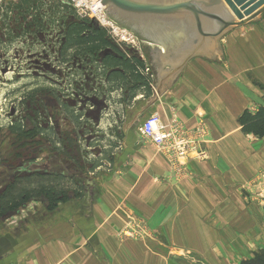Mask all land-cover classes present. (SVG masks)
I'll return each instance as SVG.
<instances>
[{
	"label": "crops",
	"instance_id": "crops-1",
	"mask_svg": "<svg viewBox=\"0 0 264 264\" xmlns=\"http://www.w3.org/2000/svg\"><path fill=\"white\" fill-rule=\"evenodd\" d=\"M263 19L264 10L235 26L239 30H228L213 57L187 60L169 84H161V93L147 62L138 69L149 76V90L134 80L128 63L58 61L61 42L46 41L49 35L60 39V30L44 33L41 66L68 82L71 94L61 99L76 103L86 120V131L74 129L65 111L57 110L79 138L86 189L70 206L60 204L50 221L44 209L40 217L48 221L37 227L17 225L12 217L0 222V264H189L195 253L223 264L264 248V206L258 202L264 190L250 185L264 174V138L244 134L239 124L245 109L264 107V90L253 82L264 87ZM103 54L118 56L113 50ZM150 112L164 123L175 116L190 138L202 123L205 135L196 147L204 155L190 151L174 159L143 139L137 127ZM23 210L33 215L30 204ZM126 227L137 235H123ZM226 247L236 249L227 253Z\"/></svg>",
	"mask_w": 264,
	"mask_h": 264
},
{
	"label": "trees",
	"instance_id": "trees-1",
	"mask_svg": "<svg viewBox=\"0 0 264 264\" xmlns=\"http://www.w3.org/2000/svg\"><path fill=\"white\" fill-rule=\"evenodd\" d=\"M48 1L17 0L0 10V20L3 21L0 23V29H3L0 33V48H4V38L10 41H31L33 45L39 34L47 33L50 29L60 30V39L56 35L54 38V42H61L57 47L59 52L55 50L56 55L60 56L58 61L68 63L76 59L77 62L82 60L84 64L88 61L89 65L96 67H105L113 62L124 66L128 63L134 80L149 90V76L141 74L138 69L143 68V60L136 57L133 51L127 49V53L131 52L127 56L126 52L118 49L117 44L110 40L103 28L88 19L80 18L70 4L57 0ZM42 8H46L45 12L41 11ZM27 13L29 15L26 16ZM21 16L25 23L24 28L20 31L12 30L11 19L18 23ZM44 43L38 45L43 47ZM35 47L26 45L25 49L32 50ZM104 50H113L118 56L103 54ZM38 71H41L38 74L41 78H37L35 88L23 94L22 112L5 127H0V132H7L11 140L7 156H2L0 149V164L9 168L8 174L0 182V222L14 216L19 209L33 201L44 202L47 211H55L60 204H67L71 199L80 197L86 189L83 180L76 178L86 172V166L81 165L76 155L79 140L76 130L63 133L53 112L63 109L74 129L86 131L84 113L76 103L72 105L71 102L61 99L70 93L64 94L66 92L63 91L62 82H58V74L42 66ZM43 74L47 75L44 77ZM39 93L43 94L37 101L36 95ZM239 124L244 134L264 138V107L245 109L239 117ZM26 157L30 161L13 164L14 158ZM36 158H41L43 163L35 164ZM51 166H64L74 170L75 173L69 179L77 187L56 186V180L66 176ZM239 264H264V249L254 252L251 258L244 259Z\"/></svg>",
	"mask_w": 264,
	"mask_h": 264
},
{
	"label": "water",
	"instance_id": "water-1",
	"mask_svg": "<svg viewBox=\"0 0 264 264\" xmlns=\"http://www.w3.org/2000/svg\"><path fill=\"white\" fill-rule=\"evenodd\" d=\"M93 1H99V10H105L111 22L156 44L148 49L150 59H145L156 93H161V84H169L187 60L198 55L213 57L223 34L256 19L264 10V0Z\"/></svg>",
	"mask_w": 264,
	"mask_h": 264
},
{
	"label": "rangeland",
	"instance_id": "rangeland-1",
	"mask_svg": "<svg viewBox=\"0 0 264 264\" xmlns=\"http://www.w3.org/2000/svg\"><path fill=\"white\" fill-rule=\"evenodd\" d=\"M5 1H8V0H0V4L2 2H5ZM45 1H48V0H45ZM42 9L43 10H41V11L45 12L46 8H42ZM47 10H48V8H47ZM27 15H29V14L27 13L26 16ZM2 22L3 21H1L0 23H2ZM262 24L264 26V23H262ZM10 26H11L12 30L20 31L25 26L23 17L21 16L18 23H16L13 19H11ZM259 26H262V25H259ZM242 28H245V27H242ZM234 29L239 30L240 28H237L234 26V27H231L229 30H234ZM50 31H52V29L48 30L49 33H50ZM2 32H3V29H0V33H2ZM48 32H47V34H48ZM54 38H55L54 35L53 36L49 35L48 41H46V42L52 43ZM36 39L37 40L33 41V45H31V43H32L31 41L16 40V39L10 41L7 38L3 39L4 40V42H3L4 48H2V49H7V51L10 50L11 53L9 55L4 54L0 48V127H5L7 124H9V122H11L13 120L14 117L18 116L19 113L22 112L23 106H22L21 102L23 99V94L28 92L29 90H32L33 88H35L34 84H35L37 78L38 77L41 78V75H38L41 73V71H38V70H40L41 65H43V64H41V61H42L41 49L42 48L38 44H43L45 42V39H44L43 34H39ZM26 45L30 46V47H32V46H36V47L32 50L29 48L25 49ZM46 46H48V44H46ZM151 46H153V45H150V47ZM220 57H221V55H220ZM216 58L217 59H215V60L217 61L218 55L216 56ZM11 64H13V65H11ZM28 64H35V66L29 67ZM30 68H32V69H30ZM33 68H35V70ZM253 82L262 91L264 90L263 84L260 81H256L255 79H253ZM67 83L68 82L62 83V85H64L66 88H69L70 86ZM42 94L43 93H39L36 95L37 101L39 100L38 98L41 97ZM44 98H45V96H44ZM44 98H43V100H45ZM262 99L264 102V94H262ZM40 104H41V102H40ZM53 113H54V118L58 120L60 126H61V124H62V126H65L62 128L63 133L65 131L69 132L68 128L71 129L72 126L68 125L67 122L63 119V117H59L57 110H55ZM49 123L52 124L51 121H49ZM0 140H1L0 149L2 151L1 154H2V156H7L8 152L11 148L9 146L11 143V140L9 139L8 133L7 132H0ZM13 160H14L13 164H17L18 162L22 163L23 161L26 162L28 160L30 161V159L28 157H26L25 159L24 158H14ZM33 160H35V159H33ZM35 162H36L35 164L43 163V161H41V159L35 160ZM51 167H53V166H51ZM53 168L57 171H62L66 176L65 178H62L60 180L54 179L57 181V183H55L56 186L66 185V187H71V188L77 187V185H74L72 180L69 179V176L71 174L75 173L74 170L66 169L64 166H56V167L54 166ZM8 171H9L8 167H4L2 164H0V182L2 181L3 177H5L4 175L8 174ZM76 178H84V177L76 176ZM250 185L252 187H254L255 189H257V188L260 189L261 192H263V190H264V174L262 172H259L256 176H254L252 178ZM1 186H3V185H1ZM254 196L257 198L259 196V194H256V195L254 194ZM75 199H79V197L75 198ZM72 201H74V199H71L69 202H67V204H68L67 206H70L72 204ZM258 202H259V204H262L264 206V192L258 198ZM29 204H30L31 209L34 210V212H32L33 215H30L27 210H23V212L21 213L22 215H20L19 217L18 216H12L11 220L13 223L18 225V224H21V222L25 221V222H31L30 224L36 225V227H37L39 224L44 222L43 218L46 219L47 215L49 217V221L52 219L53 216L51 215V213L53 211H51V212L47 211L45 206H44V202H41V201H35L34 202L33 201ZM37 208H39L38 211L35 210ZM44 209L47 212V215L40 217V215ZM46 221H48V220L46 219ZM132 232L133 231L131 230V228H130V230H128V227H126V229L123 230L122 233H123V235H127V236H129V235L133 236L134 234L137 235V232H135V233H132ZM225 241L227 243L231 242L230 236L228 237V235H226ZM232 248L233 247H226L227 253H231ZM233 249H236V248H233ZM261 249H264V248H259L257 251H259ZM243 250L247 251V249L244 247L242 248V252H243ZM196 255H198V254L195 253V259L192 261V263H189V264H222V263H213L210 261H202L200 258L196 257ZM252 256H253V254L251 256L247 257L246 259L251 258ZM239 263L238 262H225L223 264H239Z\"/></svg>",
	"mask_w": 264,
	"mask_h": 264
},
{
	"label": "built area",
	"instance_id": "built-area-1",
	"mask_svg": "<svg viewBox=\"0 0 264 264\" xmlns=\"http://www.w3.org/2000/svg\"><path fill=\"white\" fill-rule=\"evenodd\" d=\"M17 0H8L0 4V10L10 2ZM64 4H70L76 14L83 19H88L97 26L103 28L112 42L133 51L139 58L146 62L145 48L150 47V43L140 39L137 35L131 33L126 27L117 22H111L105 10H99V1L93 0H57ZM146 71L150 68L147 66ZM63 91L70 93V88L63 85ZM137 131L140 136L150 141L160 151L166 153L171 158L186 156L190 151L196 152V157L204 155L202 150H198L196 144H200L199 138L204 136L205 127L202 123L196 128L194 135L190 138L186 130L181 126L178 119L173 116L168 123L161 120L157 112L148 113L139 123ZM194 145V146H193ZM38 158L36 160H40Z\"/></svg>",
	"mask_w": 264,
	"mask_h": 264
}]
</instances>
